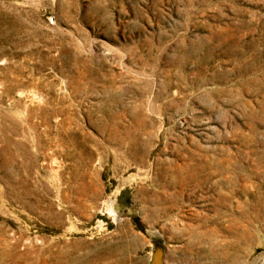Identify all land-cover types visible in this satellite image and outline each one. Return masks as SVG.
Returning <instances> with one entry per match:
<instances>
[{
	"label": "rangeland",
	"instance_id": "1",
	"mask_svg": "<svg viewBox=\"0 0 264 264\" xmlns=\"http://www.w3.org/2000/svg\"><path fill=\"white\" fill-rule=\"evenodd\" d=\"M0 264H264V0H0Z\"/></svg>",
	"mask_w": 264,
	"mask_h": 264
}]
</instances>
